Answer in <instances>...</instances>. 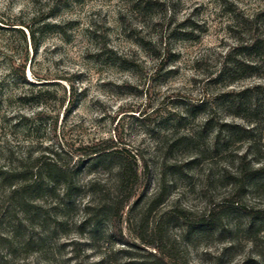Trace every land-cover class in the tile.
I'll use <instances>...</instances> for the list:
<instances>
[{"label": "rangeland", "instance_id": "obj_1", "mask_svg": "<svg viewBox=\"0 0 264 264\" xmlns=\"http://www.w3.org/2000/svg\"><path fill=\"white\" fill-rule=\"evenodd\" d=\"M262 5L263 0H0V166H16L51 148L54 128L66 149L78 152L81 143L114 139L147 163L146 179L114 234L106 222L96 230L81 225L86 199L59 216L61 223H29L20 213L18 241L1 250L0 264L153 261L136 233L143 227L151 238L160 217L174 264H258L264 227L250 225L240 205L264 208V191L244 188L240 204L223 208L214 230L196 231L188 222L212 204L228 202L242 153L264 167L262 113L250 102L236 109L230 94H223L264 83V72L233 82L217 77L239 33L235 14L248 16ZM222 121L249 131L233 139L223 131L215 141ZM93 176L110 175L82 172L78 179ZM162 188L163 203L147 212ZM182 214L190 218L177 216Z\"/></svg>", "mask_w": 264, "mask_h": 264}, {"label": "trees", "instance_id": "obj_2", "mask_svg": "<svg viewBox=\"0 0 264 264\" xmlns=\"http://www.w3.org/2000/svg\"><path fill=\"white\" fill-rule=\"evenodd\" d=\"M235 15V26L239 33L235 37V43L224 52L217 74V77H234L232 82L239 79L240 75H260L264 72V0L262 7L253 14ZM29 31L35 37V31ZM223 94H230L232 98L228 101L236 109H246L247 102L255 104L257 111L264 117V83ZM202 106V103L198 104V107ZM187 109V112L191 111L190 108ZM213 120L212 114L207 116L204 125L207 127ZM215 127V141L223 131H228L229 138L232 139L236 134L249 131L225 121L218 122ZM54 134L56 143L51 144V148L46 147L34 156L28 155L26 160L18 162L16 166H0V252L15 247L20 233V213L29 223L33 220L47 221L48 218L61 223L63 220L58 219L59 216L70 213L79 199H86L81 208L84 213L81 225L88 224L91 230H96L106 222L112 229L111 234H114L123 221L125 209L130 208L132 198L146 179L147 163L143 156L119 145L118 140L81 143L77 152L72 147L66 149L68 144L60 141L55 128ZM247 157V153L238 156V172L232 176L234 180L227 196L229 204L224 201L212 204L197 219L188 222L190 227L196 231L214 230L221 221L220 213L223 208L240 204L244 188L264 191V167L254 166ZM99 171L108 172L110 176L105 180L93 176L85 182L78 179L82 172L95 175ZM163 196L162 188L148 201L146 211L163 203ZM240 207L247 213L250 225L264 227V208L252 210L242 204ZM177 216L180 219L190 218L187 214ZM161 219L160 217L156 222L151 238H146L143 234V227L136 233L151 248L149 254L153 257V261H144L142 264H174L166 254L169 248L164 241ZM146 220L147 216L143 215L140 224L143 225ZM257 263L264 264V254L258 255Z\"/></svg>", "mask_w": 264, "mask_h": 264}]
</instances>
